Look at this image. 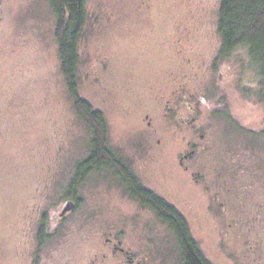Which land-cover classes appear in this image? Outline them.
Segmentation results:
<instances>
[{"label": "rangeland", "instance_id": "obj_1", "mask_svg": "<svg viewBox=\"0 0 264 264\" xmlns=\"http://www.w3.org/2000/svg\"><path fill=\"white\" fill-rule=\"evenodd\" d=\"M219 1L87 0L79 89L104 114L109 146L178 205L212 264H264V99L244 48L219 56ZM54 30L47 0H0V264H29L24 230L46 209L66 253L92 252L112 233L140 264H182L169 226L110 171L78 185L83 202L57 219L91 131ZM182 100L201 111L193 127L174 122Z\"/></svg>", "mask_w": 264, "mask_h": 264}, {"label": "trees", "instance_id": "obj_2", "mask_svg": "<svg viewBox=\"0 0 264 264\" xmlns=\"http://www.w3.org/2000/svg\"><path fill=\"white\" fill-rule=\"evenodd\" d=\"M55 19L59 66L76 113L91 131L89 160L102 156L109 162L106 146L108 126L104 114L82 97L79 89L80 42L88 23L87 0H47ZM219 56H232L244 48L258 77L259 95L264 99V0H220L218 9ZM81 161L77 166H81ZM85 165L88 162L84 163ZM83 164V165H84ZM111 165H121L117 162ZM133 184L140 185L133 178ZM141 202L169 226L182 249L183 264H212L203 254L181 210L152 190H142Z\"/></svg>", "mask_w": 264, "mask_h": 264}, {"label": "flooded vegetation", "instance_id": "obj_3", "mask_svg": "<svg viewBox=\"0 0 264 264\" xmlns=\"http://www.w3.org/2000/svg\"><path fill=\"white\" fill-rule=\"evenodd\" d=\"M181 110L174 112L173 119L174 122L178 125H182L183 127H193L198 122L201 117V111L193 106L191 103L186 101H178ZM168 112L171 111V107L168 106ZM204 134H202V137ZM158 141H161L160 139ZM192 140L188 141V144H191ZM106 146L109 148V162L104 158L106 156H102L103 159L100 160V157L97 159L89 160V154L86 158H84L81 163L88 162V164H82L81 166L76 167V177L73 180L72 184V192L67 193V196L64 199V205L67 201L74 202V208H78L83 202L84 198L76 195L73 191H75L78 185L82 184L88 176L92 174H96L99 176L101 171L107 170L110 171L112 175L119 179L120 184L122 185V192L128 196L130 199H133L143 206L149 208L141 202V197L143 196L142 190H152L157 193L159 196L166 199L171 204L178 207L177 204L167 199L154 188H151L143 183L139 175L132 169L128 161L120 155L117 151H114L110 146L107 138ZM196 152V148L192 147L185 152L181 158L180 162L183 163L184 159H191ZM119 163L121 165H111L110 163ZM185 168H188L187 165ZM133 178L135 180H139L140 185L133 184ZM111 189L110 185H108ZM76 188V189H75ZM75 189V190H74ZM109 189V190H110ZM63 205V206H64ZM179 208V207H178ZM152 210L151 208H149ZM71 210V211H73ZM155 212L154 210H152ZM182 212V211H181ZM65 215H58L57 219H63ZM51 220L52 216L48 213V209L44 212L39 224V227L36 228V219L32 220V227L24 230L26 235L23 236L22 245L20 246V255L22 260H26L30 258L29 264H140L141 261L137 260L134 257V252L132 249L123 245L121 239H117L121 237L116 234H109V236L105 237V244L95 247V250L87 253H73V252H64L66 251L64 248L60 246L62 238V231H58L54 236L51 229ZM192 231V230H191ZM60 233V235H58ZM174 234V233H173ZM193 234V233H192ZM56 237L58 244L56 246H52L53 238ZM177 243V248L179 249L180 256L182 255V249L179 244L177 237L174 235ZM195 237V236H194ZM182 259V257H181ZM83 260L84 262H82ZM211 262V261H210ZM183 264V263H182Z\"/></svg>", "mask_w": 264, "mask_h": 264}, {"label": "water", "instance_id": "obj_4", "mask_svg": "<svg viewBox=\"0 0 264 264\" xmlns=\"http://www.w3.org/2000/svg\"><path fill=\"white\" fill-rule=\"evenodd\" d=\"M74 208V202L73 201H67L66 204L63 206L62 211L60 212V215H64L67 211H70Z\"/></svg>", "mask_w": 264, "mask_h": 264}]
</instances>
